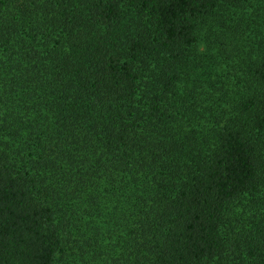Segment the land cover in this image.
Segmentation results:
<instances>
[{"label": "trees", "instance_id": "1", "mask_svg": "<svg viewBox=\"0 0 264 264\" xmlns=\"http://www.w3.org/2000/svg\"><path fill=\"white\" fill-rule=\"evenodd\" d=\"M0 264H264V0H0Z\"/></svg>", "mask_w": 264, "mask_h": 264}]
</instances>
